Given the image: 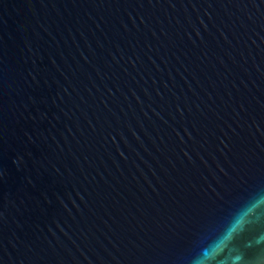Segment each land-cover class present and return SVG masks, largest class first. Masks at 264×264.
<instances>
[{"label": "water", "instance_id": "water-1", "mask_svg": "<svg viewBox=\"0 0 264 264\" xmlns=\"http://www.w3.org/2000/svg\"><path fill=\"white\" fill-rule=\"evenodd\" d=\"M264 187V0H0V264H179Z\"/></svg>", "mask_w": 264, "mask_h": 264}, {"label": "clouds", "instance_id": "clouds-1", "mask_svg": "<svg viewBox=\"0 0 264 264\" xmlns=\"http://www.w3.org/2000/svg\"><path fill=\"white\" fill-rule=\"evenodd\" d=\"M179 264H264V187L234 201L220 222L197 231Z\"/></svg>", "mask_w": 264, "mask_h": 264}]
</instances>
